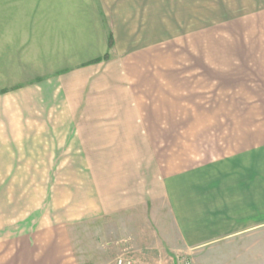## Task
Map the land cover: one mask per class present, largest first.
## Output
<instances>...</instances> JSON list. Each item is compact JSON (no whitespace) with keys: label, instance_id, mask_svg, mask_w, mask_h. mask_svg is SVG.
Here are the masks:
<instances>
[{"label":"crops","instance_id":"obj_1","mask_svg":"<svg viewBox=\"0 0 264 264\" xmlns=\"http://www.w3.org/2000/svg\"><path fill=\"white\" fill-rule=\"evenodd\" d=\"M48 16L42 50L66 70L0 93V264H86L85 229L92 264H264V91L231 123H176L175 61L123 47L111 15ZM33 179L88 180L87 221L49 219Z\"/></svg>","mask_w":264,"mask_h":264},{"label":"rangeland","instance_id":"obj_2","mask_svg":"<svg viewBox=\"0 0 264 264\" xmlns=\"http://www.w3.org/2000/svg\"><path fill=\"white\" fill-rule=\"evenodd\" d=\"M245 3L247 0H0V93L66 70L54 67L53 54L42 50L47 48L43 45L46 29L55 26L48 15H111L123 47L143 51L146 59H159L160 69H166L162 65L167 61H175L177 82L190 87L176 89V123L214 119L231 123V109L247 108L251 102L247 97L264 91V77L255 68V45L264 44V15H239L247 12ZM216 110L219 116L208 114ZM29 182L33 189L47 191L48 195L33 198L48 206L49 219L55 217L57 207L58 218L65 222L87 221L88 180L33 179L26 186ZM103 182V178L98 181L101 188ZM87 231L78 233V244L83 262L92 264L87 256L92 252L87 250L93 239Z\"/></svg>","mask_w":264,"mask_h":264},{"label":"built area","instance_id":"obj_3","mask_svg":"<svg viewBox=\"0 0 264 264\" xmlns=\"http://www.w3.org/2000/svg\"><path fill=\"white\" fill-rule=\"evenodd\" d=\"M116 264H148V263H140L134 259L120 257L117 259ZM176 264H193V263L189 260L181 259V260L177 261Z\"/></svg>","mask_w":264,"mask_h":264},{"label":"trees","instance_id":"obj_4","mask_svg":"<svg viewBox=\"0 0 264 264\" xmlns=\"http://www.w3.org/2000/svg\"><path fill=\"white\" fill-rule=\"evenodd\" d=\"M109 46H110V48L113 46V40H112V39H111L110 42H109ZM108 58H109V56L106 55V56H105V60L108 59ZM101 61H102V60L99 59V60H96L95 62L98 63V62H101ZM4 92H6V91H4Z\"/></svg>","mask_w":264,"mask_h":264}]
</instances>
